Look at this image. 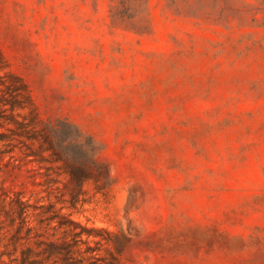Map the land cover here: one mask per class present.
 <instances>
[{
    "label": "rangeland",
    "instance_id": "1",
    "mask_svg": "<svg viewBox=\"0 0 264 264\" xmlns=\"http://www.w3.org/2000/svg\"><path fill=\"white\" fill-rule=\"evenodd\" d=\"M125 2L0 0V264H264V0Z\"/></svg>",
    "mask_w": 264,
    "mask_h": 264
},
{
    "label": "trees",
    "instance_id": "2",
    "mask_svg": "<svg viewBox=\"0 0 264 264\" xmlns=\"http://www.w3.org/2000/svg\"><path fill=\"white\" fill-rule=\"evenodd\" d=\"M112 1H117L119 5L112 6L113 11L111 12V18L113 20L118 18L123 19L124 15L129 10V7L125 2L126 0ZM142 2H144V5L146 4L145 10L146 15H148L147 0H142ZM133 16L134 14H127V17L129 18ZM147 21H149V19H147L146 22ZM142 28L147 29L148 25L143 24ZM20 101L21 100L17 99V101H15L12 106L22 107V103H20ZM10 120L15 124L16 130H19L20 136L23 134H28L25 136H27V138L30 140L39 139L40 137L44 142L42 146L43 150L50 151L51 154L64 157L65 159H69L68 157L71 156L72 159L76 161H79L80 159H90V162H93L94 157L98 152V146L92 137L85 136L80 130L73 128V126L68 123H47L44 125L41 131L31 133L33 119L29 120L28 122L15 121L14 119Z\"/></svg>",
    "mask_w": 264,
    "mask_h": 264
}]
</instances>
